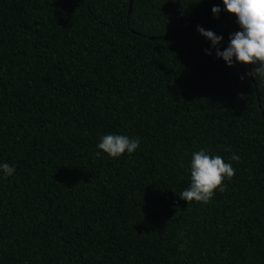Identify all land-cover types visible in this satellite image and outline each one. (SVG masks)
Returning <instances> with one entry per match:
<instances>
[{
    "label": "trees",
    "instance_id": "1",
    "mask_svg": "<svg viewBox=\"0 0 264 264\" xmlns=\"http://www.w3.org/2000/svg\"><path fill=\"white\" fill-rule=\"evenodd\" d=\"M213 6L0 0V162L17 169L0 179V264H264V80L199 35L223 50L239 30ZM105 134L141 146L97 157ZM202 148L235 175L187 204Z\"/></svg>",
    "mask_w": 264,
    "mask_h": 264
},
{
    "label": "clouds",
    "instance_id": "2",
    "mask_svg": "<svg viewBox=\"0 0 264 264\" xmlns=\"http://www.w3.org/2000/svg\"><path fill=\"white\" fill-rule=\"evenodd\" d=\"M223 10L213 6L214 17L225 12L235 17L239 30L229 37V43L221 50L223 37L211 30L197 26V32L215 50L217 59H221L228 67L252 65L246 75L264 80V0H221ZM212 55L211 50L206 51ZM141 146L139 138H130L122 134H105L100 137L96 145V156L107 155L110 159H119L123 155L134 154ZM238 161V155L230 157ZM190 182L180 194V199L187 204L191 202L208 204L215 192L224 191L223 184L235 175L232 163L225 162L221 155H212L205 149L195 151L189 162ZM17 169L14 164L0 162V179H8L15 175Z\"/></svg>",
    "mask_w": 264,
    "mask_h": 264
}]
</instances>
